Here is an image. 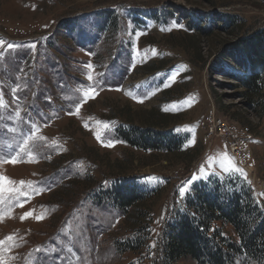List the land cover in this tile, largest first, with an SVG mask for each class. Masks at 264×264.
Instances as JSON below:
<instances>
[{"label":"rangeland","instance_id":"obj_1","mask_svg":"<svg viewBox=\"0 0 264 264\" xmlns=\"http://www.w3.org/2000/svg\"><path fill=\"white\" fill-rule=\"evenodd\" d=\"M263 27L264 0H0V264H160L180 189L211 175H239L264 207V111L228 54ZM154 124L186 138L180 153L117 135ZM112 178L151 195L138 250L117 244L136 212L91 197Z\"/></svg>","mask_w":264,"mask_h":264},{"label":"trees","instance_id":"obj_2","mask_svg":"<svg viewBox=\"0 0 264 264\" xmlns=\"http://www.w3.org/2000/svg\"><path fill=\"white\" fill-rule=\"evenodd\" d=\"M101 14L109 24L116 23L117 17L110 10ZM225 22L233 25L236 21ZM228 54L242 56L238 64L243 70L239 80L246 89L244 95L251 107L264 111V27L234 44ZM117 135L135 148L163 153H180L186 142L185 137L161 124L120 125ZM96 189L91 191L96 202L109 203L124 214L140 210L139 204L151 196L135 180L123 178H112L108 185L100 184ZM182 205L163 227L160 264H176L182 259L197 264H235L239 259L264 264V207L242 177L211 175L196 181ZM141 214L137 211L132 217L137 225L133 236L118 240V247L135 251L144 246L150 220L143 221Z\"/></svg>","mask_w":264,"mask_h":264},{"label":"snow or ice","instance_id":"obj_3","mask_svg":"<svg viewBox=\"0 0 264 264\" xmlns=\"http://www.w3.org/2000/svg\"><path fill=\"white\" fill-rule=\"evenodd\" d=\"M2 44H3V41H0V45H2ZM13 47H14L13 44H11V43L8 44V48H9V49H12ZM33 47H35V46L33 45ZM0 55H2V54H0ZM87 67H91V65H87ZM88 79H91V76H89ZM13 91H15V89H14ZM90 91H91V92L93 93V95H94V93H95V89L92 88V89H90ZM88 95H89L88 93H85L86 98H87ZM2 102H3V101H2V95H0V104H2ZM69 114H71V113H69ZM16 116H17V117L20 116V111H19L18 109H17V111H16ZM35 131H36V125H35V123L33 122L32 126H31V128H30V132H29V134H28V136H27L26 139L23 138V134H22V137H21V138L23 139V143H24L25 145H27L28 142H29V140H31V139L33 138V136H34V134H35ZM98 138H99V137H98ZM106 146H111V145L109 144V145H106ZM21 150H23V149H21ZM9 162H11V163H15L16 160L13 159V160H11V161H9ZM227 170H228V169H225V171H227ZM236 170L239 171V169H236ZM0 181H8V178H7V177L0 176ZM20 183L23 185L25 182H24V181H21ZM5 190H7V191H9V192L14 191L13 189H5V188H3V187H0V193H2V192L5 191ZM180 191H181V194L184 195V194H186L187 189L184 188V187H182V188L180 189ZM20 194H23V193H22V190H20ZM28 215H31V213H26V214H25V217L28 216ZM25 217H21V219H24ZM40 218H42V217H38L37 219H40ZM9 238H11V237H9ZM3 243H4L3 241H0V245H2Z\"/></svg>","mask_w":264,"mask_h":264},{"label":"built area","instance_id":"obj_4","mask_svg":"<svg viewBox=\"0 0 264 264\" xmlns=\"http://www.w3.org/2000/svg\"><path fill=\"white\" fill-rule=\"evenodd\" d=\"M213 128L215 129L216 127H213ZM238 150H239L238 144L231 143V151L233 153H236V152H238Z\"/></svg>","mask_w":264,"mask_h":264}]
</instances>
